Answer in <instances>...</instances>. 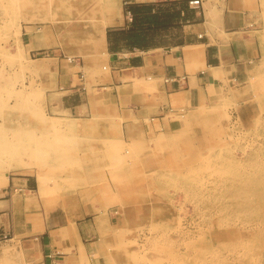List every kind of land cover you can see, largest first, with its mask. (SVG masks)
<instances>
[{
    "label": "rangeland",
    "instance_id": "rangeland-1",
    "mask_svg": "<svg viewBox=\"0 0 264 264\" xmlns=\"http://www.w3.org/2000/svg\"><path fill=\"white\" fill-rule=\"evenodd\" d=\"M108 1L0 0V128L4 138L19 140L15 157L30 166L10 169V155H3L0 176H34L41 189L58 194L47 196L58 215L71 217L79 202L94 207L96 255L65 264H264V75L208 88L197 104L162 115L163 126L153 115L141 121L135 108H122L89 84V118L71 120L73 126L56 119L50 99L56 71L26 68L32 64L26 34H59L63 42L92 46L100 11L113 10ZM124 80L133 93L144 91V80ZM79 190L87 196H74ZM247 192L256 199L261 193L262 201Z\"/></svg>",
    "mask_w": 264,
    "mask_h": 264
},
{
    "label": "crops",
    "instance_id": "crops-1",
    "mask_svg": "<svg viewBox=\"0 0 264 264\" xmlns=\"http://www.w3.org/2000/svg\"><path fill=\"white\" fill-rule=\"evenodd\" d=\"M114 1L113 10H101L96 18L106 27L98 37L92 34V46L63 42L59 34H26L31 62L56 63L50 91L56 119L89 118V84L122 108H135L141 121L153 115L163 126L162 115L197 104L208 88L264 75V0H199L196 7L189 5L192 0ZM131 7L137 9L134 33L149 40L143 49L126 46L134 20L127 12ZM39 55L44 58H31ZM104 64L109 73H101ZM79 72L94 75L80 79ZM129 76L145 81L142 93L124 84ZM0 183V234L6 236L0 242L2 260L65 264L98 251L100 217L92 205L79 202L71 217L58 215L57 203L47 198L58 194L41 189L34 176L4 174ZM74 196L87 193L79 190Z\"/></svg>",
    "mask_w": 264,
    "mask_h": 264
},
{
    "label": "bare ground",
    "instance_id": "bare-ground-1",
    "mask_svg": "<svg viewBox=\"0 0 264 264\" xmlns=\"http://www.w3.org/2000/svg\"><path fill=\"white\" fill-rule=\"evenodd\" d=\"M115 1L113 0H109L108 1V7L110 8V6L111 5H113V3H114ZM15 4V3H14ZM15 6V5H14ZM21 5L20 4H18L17 3V7H20ZM23 6H24V4H23ZM16 7V8H17ZM71 8V7H70ZM49 9V8H48ZM112 10V9H111ZM4 11H6L7 12V10H4ZM10 13V12H9ZM14 14V13H13ZM72 22V21H71ZM19 23V22H18ZM29 25V24H28ZM36 25V24H35ZM21 26V25H20ZM68 26V25H67ZM66 26V27H67ZM104 26H105V23L103 22V23H101V24H98L97 26H95L94 27V29L92 30V32H91V34H97V37H98V34H102V32L104 31L103 29H104ZM106 27V26H105ZM19 29V28H18ZM31 31V30H30ZM14 32V31H13ZM46 35V34H45ZM43 36V35H42ZM20 37V36H19ZM35 37V36H34ZM46 38V37H45ZM18 40V39H17ZM42 40V39H41ZM96 40H98V38H96ZM34 42V41H33ZM97 42L98 41H95V44H97ZM19 44V43H18ZM39 44H40V42H39ZM25 45V44H24ZM37 45V44H36ZM46 45V44H45ZM23 46V45H22ZM22 48V47H21ZM17 53V54H16ZM16 53L15 54H12L13 55V58H15V56H18V54L20 53V45H18V47H17V49H16ZM10 55L11 54H9V57H10ZM22 57H23V55H22ZM12 58V57H11ZM22 60V59H21ZM29 61H31V60H29ZM23 62V61H22ZM27 62H28V60H27ZM26 62V63H27ZM23 65V64H22ZM27 65V64H26ZM24 67V66H23ZM28 70H30V71H32V72H37V73H39V72H51V74H55V71H56V63H55V61L53 60V61H51V62H48V63H45V62H42V60L40 59V60H38V61H34V62H32V64H30V65H27V67H26ZM212 71V70H211ZM218 73V72H217ZM52 76H54V75H52ZM218 76V75H217ZM1 82V81H0ZM140 82H143V81H140ZM139 82V83H140ZM138 84V83H137ZM141 84V83H140ZM143 85V84H142ZM135 86V85H134ZM137 87V86H136ZM28 94V93H27ZM38 95V94H37ZM38 97V96H37ZM17 98H19V97H17ZM22 100H24V101H26V98L25 97H23L22 98ZM15 103V102H14ZM20 103V102H19ZM34 103V102H33ZM10 105V104H9ZM26 105H27V103H26ZM34 106H35V104H34ZM37 106V105H36ZM59 107V106H58ZM38 108V107H37ZM63 108V107H62ZM39 109V108H38ZM41 109V108H40ZM39 109V110H40ZM65 109V108H64ZM21 110V109H20ZM19 111V110H18ZM31 111V110H30ZM41 111H42V109H41ZM64 111H66V110H64ZM29 113V112H28ZM31 113H33V112H31ZM30 114V113H29ZM67 116V115H66ZM53 123H54V121H52ZM67 122H68V124H69V126H73V123L71 122V120H67ZM56 126V125H55ZM62 126V125H61ZM60 128V127H59ZM11 131V130H10ZM9 131V132H10ZM14 131V133L16 134V132L18 133V132H20L19 134H21V130L20 129H18V128H16V129H14L13 130ZM5 131H4V129H2V128H0V156H3V155H10V158L8 159V160H6V161H8V167L10 168V169H15V170H28L27 168L28 167H30L29 166V164L28 163H26V162H24V161H22V160H20V159H17L15 156H17V155H15V153H16V148H17V146H16V144L19 142V140H16V141H14V140H9V139H6V138H4V135H5V133H4ZM27 132H29V131H26V133ZM15 134H14V137H15ZM31 134H32V132H31ZM33 134H34V131H33ZM52 135V134H51ZM8 136H11V135H8ZM21 136V135H20ZM33 137H34V135H32ZM35 136H36V134H35ZM19 137V136H18ZM30 137V136H29ZM28 138V137H27ZM26 137H25V139H27ZM22 139H23V137H22ZM24 139V140H25ZM52 141H53V139H51ZM57 141V140H56ZM23 142V141H22ZM45 142H47V141H45ZM54 142V141H53ZM34 144H35V146H40V145H42V143H40V142H33ZM70 146V145H69ZM28 147V146H27ZM21 148V147H20ZM37 151H39V149L37 150ZM248 153V152H247ZM251 155V154H250ZM18 157H19V153H18ZM3 157H0V163L1 162H3L4 160H1ZM249 158V157H248ZM258 158V157H257ZM31 161V160H30ZM32 162V161H31ZM236 162H238V160L236 161ZM235 162V164H237ZM241 162V161H240ZM239 162V163H240ZM5 166V165H4ZM237 166H239V165H237ZM241 166V165H240ZM239 166V167H240ZM4 168V167H3ZM38 168H40V167H38ZM56 168V167H55ZM252 168V167H251ZM31 169V168H30ZM29 169V170H30ZM234 169V168H233ZM13 171V170H12ZM239 171V170H238ZM234 172V171H233ZM17 173V172H16ZM238 173V172H237ZM237 173L235 172V173H233V176H234V178H236V176H237ZM253 173V172H252ZM249 174V173H248ZM45 175V174H44ZM240 175V174H239ZM239 175L237 176L238 178H239ZM245 175V174H244ZM255 175V174H254ZM1 177L2 176H0V179H1ZM244 177V176H243ZM255 178H257L256 176H254ZM254 177H252L251 176V178H253V179H251L250 181H251V184H254V183H252V180H253V182L255 181V178ZM44 178V177H43ZM245 178H247V176L245 177ZM262 178V177H261ZM260 177H258V179H259V182H260V179H261ZM3 179V178H2ZM237 179V178H236ZM240 179H241V176H240ZM45 180V179H44ZM246 180V179H245ZM264 180V179H263ZM236 181V180H235ZM246 181H249V180H246ZM262 181V180H261ZM3 182H5V181H3ZM39 183L41 182V181H38ZM43 182V181H42ZM45 183V182H44ZM215 183V182H214ZM236 183H239V181L237 180V182ZM244 183H245V181H244ZM249 183L250 182H248V188L250 187L249 186ZM1 184V183H0ZM42 184V183H41ZM247 184V183H246ZM256 184V186H257V183H255ZM262 185L264 184V182L263 183H261ZM237 186H238V184H236ZM243 185V184H242ZM241 185V186H242ZM236 186V187H237ZM247 186V185H246ZM253 186V185H252ZM48 187V186H47ZM234 187V186H233ZM235 187V188H236ZM234 188V189H235ZM238 188V187H237ZM237 188L235 189L236 191H237V194H238V191L240 190V189H238L237 190ZM242 188V187H241ZM244 188V187H243ZM247 189V188H246ZM251 189V187L249 188V189H247V190H249V191H252V190H250ZM254 189H256V187H255V185H254ZM44 191V190H43ZM253 192V191H252ZM251 192V193H252ZM258 192H259V189H258ZM264 192V191H263ZM234 193V192H233ZM240 194V193H239ZM250 195V192L248 193L247 192V195ZM259 194H261V193H259ZM259 194H258V196H257V199H258V197H259ZM241 195V194H240ZM243 195H244V193H243ZM248 195V196H249ZM252 195V194H251ZM255 195V194H254ZM246 196V195H245ZM244 196V197H245ZM263 196V195H262ZM249 197H252V196H249ZM255 197V196H254ZM254 197H252V199L251 198H248V199H251V201L253 200V198ZM233 198H234V196H233ZM237 198L239 199V196L237 197L236 196V198H234V200L236 199L237 200ZM255 199H256V197H255ZM257 199L255 200V201H257ZM260 199V198H259ZM258 199V200H259ZM243 200V199H242ZM245 200V199H244ZM243 200V201H244ZM261 200V199H260ZM239 201H241V199H239ZM248 202V204L250 205V200H247ZM254 201V202H255ZM262 201V200H261ZM244 202H246V200L244 201ZM260 202V201H259ZM259 202H257V204H255V205H260L261 203H259ZM237 203H239V202H237ZM237 203H235V204H237ZM246 203V204H247ZM241 204V203H240ZM239 204V205H240ZM244 203H242L241 204V206L243 205ZM252 205H253V203H251ZM251 205V206H252ZM255 205H253V206H255ZM247 205H245V207H246ZM245 210H246V208L244 207V206H242ZM241 207V208H242ZM256 207V206H255ZM240 208V207H239ZM248 208H249V206H248ZM236 209H237V211H238V208H237V206H236ZM261 209V208H260ZM255 209L253 208V211H254ZM257 210H258V208H257ZM249 211V210H248ZM256 211V210H255ZM251 212V211H250ZM253 213V212H252ZM255 213V212H254ZM248 217H250V216H248ZM250 221V220H249ZM249 221H247V222H249ZM246 223V222H245ZM261 230H257L256 232H260ZM187 232V231H186ZM64 234H66V233H64ZM197 235V234H196ZM199 237V236H198ZM114 238V237H113ZM253 239H255V238H253ZM11 240V239H10ZM12 240H14V239H12ZM248 240V239H247ZM246 241V240H245ZM14 242V241H13ZM11 244V243H10ZM8 245H9V243H8ZM7 245V246H8ZM13 245V244H12ZM246 245H249V244H246ZM245 245V246H246ZM2 247H4V246H2ZM15 247V246H14ZM231 247V246H230ZM249 247V246H248ZM248 247H245V251H246V248H248ZM7 248V247H6ZM5 248H3V251H5L4 250ZM13 249V248H12ZM14 250V249H13ZM244 250V249H243ZM139 252V251H138ZM140 252H141V250H140ZM142 252H143V250H142ZM144 252H146V251H144ZM144 252H143V254H144ZM247 252V251H246ZM2 253H4V252H2ZM137 253V252H136ZM264 253V252H263ZM7 253H6V251H5V254L4 255H6ZM138 254V253H137ZM246 254V253H245ZM94 255H96V253H94ZM247 255V254H246ZM2 256V255H1ZM112 256V255H111ZM138 256V255H137ZM141 256V255H140ZM262 256V255H261ZM247 257H250L249 256V253H248V256ZM138 258V257H137ZM148 258V257H147ZM252 258V257H251ZM146 259V258H145ZM145 259H144V261H145ZM250 259V258H249ZM149 260V258L147 259V261ZM171 260V259H170ZM146 262V261H145ZM144 262V263H145ZM149 262V261H148ZM153 262V261H152ZM1 263V262H0ZM143 263V264H144ZM149 263H151V262H149ZM2 264V263H1ZM240 264H242V263H240Z\"/></svg>",
    "mask_w": 264,
    "mask_h": 264
},
{
    "label": "trees",
    "instance_id": "trees-1",
    "mask_svg": "<svg viewBox=\"0 0 264 264\" xmlns=\"http://www.w3.org/2000/svg\"><path fill=\"white\" fill-rule=\"evenodd\" d=\"M127 12H130L131 15L134 17L133 19V25L130 28V32L131 34H129V37L127 39L126 42V46L129 48H139V49H143L145 48L147 45H149V40L145 39V38H141L139 35L135 34L134 32L136 31V24H135V18L137 16V9H135L134 7H131L130 9L127 10ZM108 42H110L109 38H108ZM111 48V45H110Z\"/></svg>",
    "mask_w": 264,
    "mask_h": 264
},
{
    "label": "built area",
    "instance_id": "built-area-1",
    "mask_svg": "<svg viewBox=\"0 0 264 264\" xmlns=\"http://www.w3.org/2000/svg\"><path fill=\"white\" fill-rule=\"evenodd\" d=\"M189 5L196 7L199 5V0H192L189 2ZM5 239H6V236L4 234H0V242L4 241Z\"/></svg>",
    "mask_w": 264,
    "mask_h": 264
}]
</instances>
